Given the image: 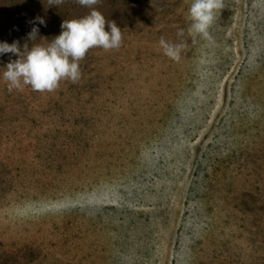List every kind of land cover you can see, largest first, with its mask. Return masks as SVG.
Wrapping results in <instances>:
<instances>
[{
    "label": "rangeland",
    "instance_id": "1",
    "mask_svg": "<svg viewBox=\"0 0 264 264\" xmlns=\"http://www.w3.org/2000/svg\"><path fill=\"white\" fill-rule=\"evenodd\" d=\"M190 2L99 0L121 47L52 92H9L0 55V264H264V0H220L206 34ZM91 10L0 0V42Z\"/></svg>",
    "mask_w": 264,
    "mask_h": 264
},
{
    "label": "clouds",
    "instance_id": "2",
    "mask_svg": "<svg viewBox=\"0 0 264 264\" xmlns=\"http://www.w3.org/2000/svg\"><path fill=\"white\" fill-rule=\"evenodd\" d=\"M48 3L58 7L63 0H48ZM77 3L92 10L81 18L64 19L61 33L46 46L33 44L29 47L25 43L21 47L19 41L0 42V55L18 57L10 59L2 68V77L7 82L9 92L13 89L22 90L23 86H31L33 91L52 92L61 81L76 83L81 77L79 62L90 49L98 47L109 51L121 47V28L114 20L107 21L96 9L99 0H77ZM219 6L220 0H191L188 9V19L191 21L189 32L206 34L213 19V10ZM31 23L33 27L28 33L29 41L39 35L36 24L46 26L43 17H36ZM160 45L166 55L176 56L173 46L163 37Z\"/></svg>",
    "mask_w": 264,
    "mask_h": 264
}]
</instances>
